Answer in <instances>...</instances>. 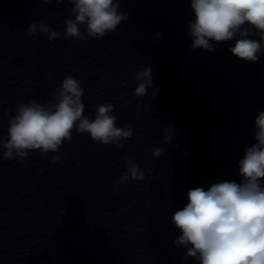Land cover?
Wrapping results in <instances>:
<instances>
[{
    "label": "clouds",
    "instance_id": "clouds-1",
    "mask_svg": "<svg viewBox=\"0 0 264 264\" xmlns=\"http://www.w3.org/2000/svg\"><path fill=\"white\" fill-rule=\"evenodd\" d=\"M67 2L73 5L74 17L65 21L64 34L68 38L84 39L81 25L87 37L102 38L128 19V14L119 10L120 0ZM190 3L195 13V20L189 25L193 49L213 51L210 41L219 44L239 37L229 51L253 63L259 59L258 54L264 48L261 43L264 41V0H190ZM245 23L260 33L261 41L247 38L248 29L241 31ZM37 32L50 40L60 37V33L47 24H29L28 35L34 36ZM151 72L150 67H143L136 73L138 84L133 95H148V89L153 87ZM83 95L81 82L69 75L64 77L49 104L36 101L18 104L15 115L9 119L8 139L0 138L3 158L24 159L32 150H39L41 154L57 152L64 141L71 140L74 129L77 133L89 134L102 145L123 147L120 141L131 138L133 129L128 125L116 126L117 118L112 115L115 106L110 103L99 105L95 118L90 120L84 115ZM255 126L256 143L245 149L239 161L243 182L224 181L213 184L208 190L190 189L188 203L172 217L182 233L174 244L177 247L191 245L186 256L195 258L199 264H264V184L261 183L264 178V112L257 115ZM173 134L172 127L165 129V143H171ZM161 152L162 149L156 148L152 155L157 158ZM59 159V156L52 157L53 162ZM126 163L127 171L119 182L129 178L144 179V172L133 159L129 158Z\"/></svg>",
    "mask_w": 264,
    "mask_h": 264
}]
</instances>
